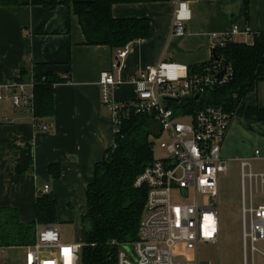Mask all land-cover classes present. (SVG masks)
I'll use <instances>...</instances> for the list:
<instances>
[{
	"label": "crops",
	"instance_id": "obj_1",
	"mask_svg": "<svg viewBox=\"0 0 264 264\" xmlns=\"http://www.w3.org/2000/svg\"><path fill=\"white\" fill-rule=\"evenodd\" d=\"M189 8L185 33L176 36L171 33L172 1L113 4L114 18H147L151 30L149 38L128 44L126 56L117 60L118 49L85 43L77 15L66 5L46 8L20 0L18 5L0 6V85L19 80L21 68L30 69L34 63H44L65 78L53 86V116L42 119L50 131L36 129L26 108L0 102L1 209L15 210L21 224H35L36 199L47 184L57 203L55 224L80 225L95 164L114 139L112 118L101 103V71L121 80L111 95L128 101L136 94L132 79L145 66L161 60L187 66L205 62L211 57V34L234 23L264 31V0H194ZM258 85L245 95L243 104L264 108ZM258 147L264 149V122L234 117L221 149L223 159L246 160L253 167ZM49 165L58 167V178L50 174ZM61 240L66 242L62 235ZM3 254L9 264L5 249Z\"/></svg>",
	"mask_w": 264,
	"mask_h": 264
},
{
	"label": "built area",
	"instance_id": "obj_2",
	"mask_svg": "<svg viewBox=\"0 0 264 264\" xmlns=\"http://www.w3.org/2000/svg\"><path fill=\"white\" fill-rule=\"evenodd\" d=\"M170 1L174 3L171 33L182 36L194 0ZM261 34L264 31L234 23L226 31L211 34V57L205 62L187 66L161 60L145 66L132 79L136 94L128 101H118L111 95L121 80L110 71L100 72L101 103L112 118L114 136L124 118L146 115L155 126L152 136L164 134L166 138L161 148L167 156L153 159L134 180V187L146 188L144 211L135 240L111 242L116 246V264H211L201 261L199 246L218 241V175L227 169L221 149L236 115L221 106L203 103L204 96L228 84L233 76L231 61L216 56L214 51H224L232 44L252 46ZM127 52V46L119 49L117 60ZM33 86L32 77L0 85V102L10 101L33 114ZM33 124L36 129L50 131L34 115ZM115 147L113 139L111 149ZM254 156L264 158L259 150ZM240 179L243 264H248L247 253L259 252L256 243L264 240V201L256 202L253 192L257 187L264 192V171L256 172L249 161L242 160ZM39 192L48 194L49 186L43 185ZM83 246L84 242L62 241L55 224L36 223L34 241L22 248L17 264H80ZM3 255L0 248V264H5Z\"/></svg>",
	"mask_w": 264,
	"mask_h": 264
},
{
	"label": "trees",
	"instance_id": "obj_3",
	"mask_svg": "<svg viewBox=\"0 0 264 264\" xmlns=\"http://www.w3.org/2000/svg\"><path fill=\"white\" fill-rule=\"evenodd\" d=\"M154 0H30L31 4L53 8L63 4L77 15L85 43L108 45L121 49L133 41L151 36L147 18H114L113 4L144 3ZM20 0H0V6L18 5ZM245 12L247 6L244 5ZM117 50V51H118ZM216 56H226L231 61L233 76L222 87L210 90L204 96L205 104L221 106L228 113L246 119L264 122V108L243 104L245 95L260 81L264 82V34L254 40L252 46L232 44L224 51H214ZM34 81L33 115L42 122L53 116L54 89L65 78L47 69L44 63H34L30 69L21 68L20 81ZM235 95V96H234ZM153 121L146 115H131L124 118L118 135L114 136L116 147L109 144L101 161L95 164L94 178L87 185V212L84 218L89 223L84 233L80 264H116L118 243L136 239L141 220L146 188L134 187L136 176L152 162ZM54 178L59 177L58 167L49 165ZM57 203L50 194H40L35 204V224H55ZM35 224H21L17 212L0 208V248L28 246L34 241ZM93 244V245H92Z\"/></svg>",
	"mask_w": 264,
	"mask_h": 264
},
{
	"label": "rangeland",
	"instance_id": "obj_4",
	"mask_svg": "<svg viewBox=\"0 0 264 264\" xmlns=\"http://www.w3.org/2000/svg\"><path fill=\"white\" fill-rule=\"evenodd\" d=\"M264 83L258 82V97L264 95ZM153 159L166 157L165 151L161 148L165 135L152 136ZM261 155L264 149L257 148ZM253 170L260 172L264 170V158L255 157L252 159ZM226 171L218 175V195L215 201L217 215L219 219V235L216 243H201L199 246L200 259L204 263L211 264H243L242 245V189L240 179V163L237 161H226ZM256 202L264 201V192L259 187L253 190ZM246 196L249 200V190L246 184ZM187 198L184 201L188 202ZM85 213L80 214V225L71 223L55 224L61 231L62 238L66 242L84 241V233L89 228V223L84 218ZM75 226V227H74ZM24 246L6 248L5 252L9 256V264H17L22 255ZM258 253L251 255L247 253L248 264H264V240L256 243Z\"/></svg>",
	"mask_w": 264,
	"mask_h": 264
},
{
	"label": "water",
	"instance_id": "obj_5",
	"mask_svg": "<svg viewBox=\"0 0 264 264\" xmlns=\"http://www.w3.org/2000/svg\"><path fill=\"white\" fill-rule=\"evenodd\" d=\"M117 66H119V61H118V63H117ZM223 72H224V70H222V71L220 72V75H222ZM195 98H197V96H195Z\"/></svg>",
	"mask_w": 264,
	"mask_h": 264
},
{
	"label": "snow or ice",
	"instance_id": "obj_6",
	"mask_svg": "<svg viewBox=\"0 0 264 264\" xmlns=\"http://www.w3.org/2000/svg\"><path fill=\"white\" fill-rule=\"evenodd\" d=\"M65 252H66V253H69V252H70V250H67V249H66V250H65Z\"/></svg>",
	"mask_w": 264,
	"mask_h": 264
}]
</instances>
